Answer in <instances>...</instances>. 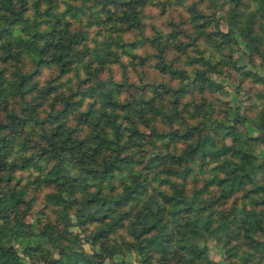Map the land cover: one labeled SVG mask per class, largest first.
<instances>
[{"label":"trees","instance_id":"obj_1","mask_svg":"<svg viewBox=\"0 0 264 264\" xmlns=\"http://www.w3.org/2000/svg\"><path fill=\"white\" fill-rule=\"evenodd\" d=\"M167 2L0 0V264H125L112 258L124 249L140 264H219L208 239L226 264H264L252 116L202 96L228 67L262 85L264 119V0H190L186 26L147 29L144 8ZM236 35L251 68L232 58ZM146 128L153 166L138 168ZM40 190L53 219L37 236L23 216Z\"/></svg>","mask_w":264,"mask_h":264},{"label":"rangeland","instance_id":"obj_2","mask_svg":"<svg viewBox=\"0 0 264 264\" xmlns=\"http://www.w3.org/2000/svg\"><path fill=\"white\" fill-rule=\"evenodd\" d=\"M190 0H184V2L176 3V1L171 0V2L165 3V7L162 11H159L158 5L153 4L149 5L144 8L145 12V21L147 23V29H149L148 24L153 22L156 25H159L160 28H162V31H170L171 24L169 21H173L176 23L178 27H184L187 23V12L185 10V3H188ZM193 1V0H191ZM203 2H197V7H202L204 11L209 10V8H206L204 6ZM216 17L219 20L220 28L223 30H226V22L223 20L221 15H219V10L215 12ZM240 24L236 26L235 28V34L237 31H239ZM180 35V34H179ZM237 36V35H236ZM237 44H234L231 48V55L232 58L240 65H244L247 68H251L249 62H247V57L243 54L244 50V43L239 39L237 36ZM142 47L138 51L141 50ZM176 53V52H173ZM255 63H257V59L254 60ZM148 63V62H147ZM139 69L143 68L146 71V74L148 75V78H156V80L165 78L163 74H160L159 72H155L148 64H143L141 67L137 66ZM254 70L264 75V63L261 65L256 64L254 67ZM113 75L117 78L119 77L118 69L116 67H113ZM129 74L133 75L134 78H136V75L133 73V71H130ZM211 76L213 78V83L211 84V87L207 90H205L202 93V96L205 100L212 101L216 103L218 106L222 107L218 113L220 115H223L225 112V109L229 113V115H232L234 107L238 105L239 111L247 112L250 116H252V121H245L244 122V128L246 130V133L249 135V138L252 139V142L255 143L254 151L255 155L258 159H261L264 161V157L260 155L261 151L259 149L263 148L264 150V119L261 120L257 114L260 113L261 108L263 107L261 101L259 98L253 96V93L258 89L262 88L261 84L253 83L249 80V78H245L241 76L239 73L234 72L230 68H226V70L218 73H211ZM221 86L222 88H219ZM250 97V98H249ZM254 101V103H253ZM224 108V109H223ZM223 127H226L229 125L228 121H223L222 123ZM258 125H261L260 128H258ZM144 137L142 139V143L138 146L141 150L135 152L136 154V167H144L145 165H148L150 167L153 166V161L150 160V153L145 152V146H147L149 140L153 138V133L150 132L147 128L144 129ZM264 174V170H263ZM155 172L153 169L150 171L149 178H154ZM45 190V188L43 189ZM43 191L40 190L36 193V197L33 199L32 203L30 204L29 209L25 212L23 219L27 223L33 225V231L35 235L40 236V230L41 227H46L50 221L53 219V213L50 211V205L47 204V201L43 197ZM238 197L236 194L231 195L230 197L222 200L221 204H229L233 201H237ZM217 218V213L214 214ZM57 226L56 228L61 229L62 225L60 223H55ZM69 230L71 233H78L80 232V228L76 226L75 224L69 226ZM81 233V232H80ZM15 247L16 244H13ZM81 245L84 247V249L90 250L88 247V244L85 242H81ZM207 249V255L212 260L217 261L219 264H226V258L224 250L219 246V243H217L213 239H208L206 241ZM45 247L50 250L51 247H48L45 245ZM20 257H22L23 260L28 261V258H26L22 253H19ZM114 260H124L125 264H140L138 259L137 252H134L132 250L124 249L122 253H115L112 257ZM37 263H41L42 260H36ZM104 264H107L109 259L104 260Z\"/></svg>","mask_w":264,"mask_h":264},{"label":"crops","instance_id":"obj_3","mask_svg":"<svg viewBox=\"0 0 264 264\" xmlns=\"http://www.w3.org/2000/svg\"><path fill=\"white\" fill-rule=\"evenodd\" d=\"M261 151L260 155L264 157V150L263 148L259 149Z\"/></svg>","mask_w":264,"mask_h":264}]
</instances>
